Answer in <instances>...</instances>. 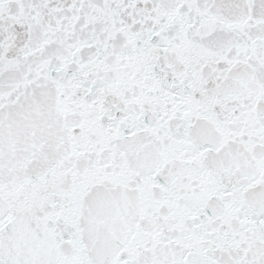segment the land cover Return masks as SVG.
Wrapping results in <instances>:
<instances>
[{
  "label": "snow or ice",
  "instance_id": "1",
  "mask_svg": "<svg viewBox=\"0 0 264 264\" xmlns=\"http://www.w3.org/2000/svg\"><path fill=\"white\" fill-rule=\"evenodd\" d=\"M0 264H264V0H0Z\"/></svg>",
  "mask_w": 264,
  "mask_h": 264
}]
</instances>
